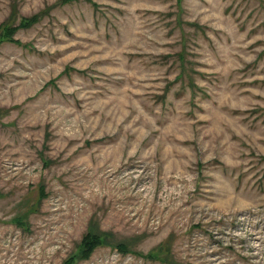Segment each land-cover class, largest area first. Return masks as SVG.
<instances>
[{
    "label": "rangeland",
    "instance_id": "rangeland-1",
    "mask_svg": "<svg viewBox=\"0 0 264 264\" xmlns=\"http://www.w3.org/2000/svg\"><path fill=\"white\" fill-rule=\"evenodd\" d=\"M61 1L0 0V264H264V0Z\"/></svg>",
    "mask_w": 264,
    "mask_h": 264
},
{
    "label": "trees",
    "instance_id": "trees-1",
    "mask_svg": "<svg viewBox=\"0 0 264 264\" xmlns=\"http://www.w3.org/2000/svg\"><path fill=\"white\" fill-rule=\"evenodd\" d=\"M75 0H62V3L65 2H72ZM8 31H12V29L8 30ZM93 232V233H91ZM91 232L85 234L80 242V255L77 257L79 259H87L90 254L92 253V251L100 244L104 243L107 241L106 238H103L104 234H100L98 232L95 231V229L91 230ZM116 249L118 251H120V253L122 254H126L128 253V250H126L124 248L123 245H117ZM144 258H146L147 260L154 262L155 260H158V257H156L155 255H143ZM168 259V255H166V252H164V256L161 258L160 261L164 262L167 261ZM74 260L75 257H69L66 261H64L62 264H74Z\"/></svg>",
    "mask_w": 264,
    "mask_h": 264
}]
</instances>
